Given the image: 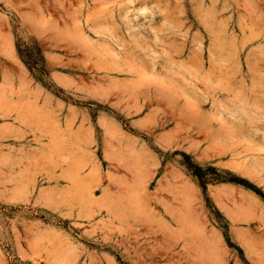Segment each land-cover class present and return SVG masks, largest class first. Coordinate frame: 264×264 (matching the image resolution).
Here are the masks:
<instances>
[{
	"label": "rangeland",
	"instance_id": "1",
	"mask_svg": "<svg viewBox=\"0 0 264 264\" xmlns=\"http://www.w3.org/2000/svg\"><path fill=\"white\" fill-rule=\"evenodd\" d=\"M0 264H264V0H0Z\"/></svg>",
	"mask_w": 264,
	"mask_h": 264
},
{
	"label": "trees",
	"instance_id": "2",
	"mask_svg": "<svg viewBox=\"0 0 264 264\" xmlns=\"http://www.w3.org/2000/svg\"><path fill=\"white\" fill-rule=\"evenodd\" d=\"M20 55L22 56V58H25V63L26 65H28V67L32 68L33 66L38 67V62L42 61L43 62V57H42V52L40 49H33L31 51H27V52H19ZM35 57V58H34ZM40 69L43 68L42 65H40V67H38ZM201 187L203 188V190H206V184L203 182Z\"/></svg>",
	"mask_w": 264,
	"mask_h": 264
},
{
	"label": "crops",
	"instance_id": "3",
	"mask_svg": "<svg viewBox=\"0 0 264 264\" xmlns=\"http://www.w3.org/2000/svg\"><path fill=\"white\" fill-rule=\"evenodd\" d=\"M51 136L54 137V136H61V135H51ZM72 136H73L74 139H75L74 144H75V146H77V144H78L77 138L80 137L81 135H72ZM80 141H81V140H80ZM219 188H220V186H216V187H214V192H215V193L218 192L217 190H218ZM214 196H215V197H214V202H215L216 206L219 208V210H221L222 212L225 213V210H227L229 207L226 206V203H225L224 199L219 198L218 195H217V193H216ZM234 217H235V218H238V213H236V214L234 215Z\"/></svg>",
	"mask_w": 264,
	"mask_h": 264
},
{
	"label": "bare ground",
	"instance_id": "4",
	"mask_svg": "<svg viewBox=\"0 0 264 264\" xmlns=\"http://www.w3.org/2000/svg\"><path fill=\"white\" fill-rule=\"evenodd\" d=\"M166 15V14H165ZM151 26V25H150ZM163 28V27H162ZM156 30V29H155ZM168 31H170V29L168 30ZM151 32V31H150ZM155 32V31H154ZM165 32H167V31H165ZM130 33H131V31H130ZM157 33H159V32H156V34ZM154 35V34H153ZM155 36V35H154ZM158 37V36H157ZM157 37H155V38H157ZM163 37V36H162ZM157 44V43H156ZM137 45V44H136ZM127 46V45H126ZM172 48V47H171ZM122 52V51H121ZM117 54V53H116ZM115 56H117V55H115ZM119 56V55H118ZM132 58V57H131ZM117 59V58H116ZM143 60V59H142ZM141 60V61H142ZM117 61V60H116ZM112 62V61H111ZM112 66V65H111ZM114 66V65H113ZM105 68V67H104ZM153 69H154V66H153ZM171 81V80H170Z\"/></svg>",
	"mask_w": 264,
	"mask_h": 264
}]
</instances>
